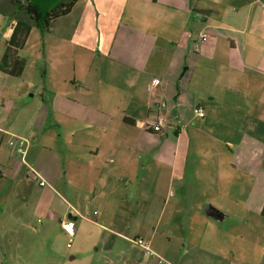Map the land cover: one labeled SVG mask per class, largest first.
Returning a JSON list of instances; mask_svg holds the SVG:
<instances>
[{
  "label": "crops",
  "instance_id": "1",
  "mask_svg": "<svg viewBox=\"0 0 264 264\" xmlns=\"http://www.w3.org/2000/svg\"><path fill=\"white\" fill-rule=\"evenodd\" d=\"M17 12L0 0L6 42ZM39 31L15 77L43 61L41 103L11 135L26 157L0 136V179L21 177L13 225L40 223L13 264H67L71 240L84 264H264V0H78Z\"/></svg>",
  "mask_w": 264,
  "mask_h": 264
},
{
  "label": "rangeland",
  "instance_id": "2",
  "mask_svg": "<svg viewBox=\"0 0 264 264\" xmlns=\"http://www.w3.org/2000/svg\"><path fill=\"white\" fill-rule=\"evenodd\" d=\"M17 13H19V16L21 17L19 19L26 18L22 11H18ZM32 25L33 34L31 36L30 43L24 51L20 50L21 56L31 57L34 53L35 47H37L41 40L39 29L34 24ZM5 48L6 40L2 36L1 29L0 63L2 59V52ZM43 85H46V74L42 60L35 61V63H33L32 60L29 71L23 78H15L0 71V129L2 131L0 136H2V146H5L6 142L8 143V141L12 138V134L26 136L20 131L21 126L19 122H22L24 116H26V113L30 108H36L41 103L40 96ZM32 95H34V100L31 99ZM21 174H24V172L22 171ZM20 178L21 177L19 176V178L14 180L5 178L0 179V258L6 259L5 264H13L11 260L12 256L16 257L17 254L26 256L28 250L31 249V253H33L39 248L37 246L31 247L33 244H30L32 243L31 241L33 240V235L36 234L34 227H40V223L37 221L38 218L31 221V226L27 229L22 228L18 230L15 225H13V223L19 221L21 216L15 215L12 208L23 205V202L18 201L16 198V193L18 192L17 182ZM3 196H9V198L5 197V199H3ZM5 203H8L6 206L8 210L5 211L4 214H1V209L5 207ZM68 239L69 238L67 237L66 241ZM8 241L13 245L10 247L5 246V243ZM72 242L73 240L70 241V247L66 249V256L63 260H68L67 264H84L81 255H78L76 256L77 258L70 260V257L73 254L72 252L75 250V244L73 248H71ZM18 243H23L24 246L21 249H17L16 252V247H14V245ZM28 244L31 248L27 247ZM2 246L4 247L2 248Z\"/></svg>",
  "mask_w": 264,
  "mask_h": 264
},
{
  "label": "trees",
  "instance_id": "3",
  "mask_svg": "<svg viewBox=\"0 0 264 264\" xmlns=\"http://www.w3.org/2000/svg\"><path fill=\"white\" fill-rule=\"evenodd\" d=\"M26 18L18 19L10 39L6 42L5 52L0 63V71L20 77L26 66V59L19 55L24 48L34 24L41 32L49 29L56 20L67 16L78 0H7ZM264 217V207L261 212Z\"/></svg>",
  "mask_w": 264,
  "mask_h": 264
},
{
  "label": "built area",
  "instance_id": "4",
  "mask_svg": "<svg viewBox=\"0 0 264 264\" xmlns=\"http://www.w3.org/2000/svg\"><path fill=\"white\" fill-rule=\"evenodd\" d=\"M208 39V34L203 33L201 35V40L206 41ZM158 80L153 79L149 85V92L153 93L156 86L158 85ZM195 113L198 117L202 118L205 116V112L202 108L195 109ZM151 128L154 132H160L162 129V119L158 118L157 122L151 123ZM184 127L188 126V124L183 125ZM29 140L24 137L13 136L12 139L9 140L8 145L13 148L17 153H19L23 158L27 155V150L29 147ZM62 230L72 239L75 236V223L72 220L62 221L60 224ZM137 243L145 249H149L148 245L144 243L142 240H138Z\"/></svg>",
  "mask_w": 264,
  "mask_h": 264
},
{
  "label": "water",
  "instance_id": "5",
  "mask_svg": "<svg viewBox=\"0 0 264 264\" xmlns=\"http://www.w3.org/2000/svg\"><path fill=\"white\" fill-rule=\"evenodd\" d=\"M69 218H72V216L70 215Z\"/></svg>",
  "mask_w": 264,
  "mask_h": 264
}]
</instances>
